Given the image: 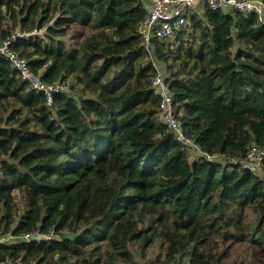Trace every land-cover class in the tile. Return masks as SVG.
I'll use <instances>...</instances> for the list:
<instances>
[{"label": "trees", "instance_id": "trees-1", "mask_svg": "<svg viewBox=\"0 0 264 264\" xmlns=\"http://www.w3.org/2000/svg\"><path fill=\"white\" fill-rule=\"evenodd\" d=\"M145 19L139 0H0V43L45 30L11 49L61 88L48 107L0 56V263L138 264L159 243L146 264H264V179L241 166L264 149V25L191 10L148 49ZM152 55L198 155L159 119Z\"/></svg>", "mask_w": 264, "mask_h": 264}, {"label": "built area", "instance_id": "built-area-1", "mask_svg": "<svg viewBox=\"0 0 264 264\" xmlns=\"http://www.w3.org/2000/svg\"><path fill=\"white\" fill-rule=\"evenodd\" d=\"M146 9V19L139 24L138 32L141 35L144 45L149 48L155 38L173 40L177 34L189 24V12H198L201 8L212 11L229 12L237 10L246 15H255L259 22L264 25V0H139ZM203 13V12H202ZM201 15V14H200ZM45 30H36L31 33H18L9 41L0 43V56L9 60L12 68L17 71L19 77L29 84L31 90L42 94L46 99V105L52 107L59 85L44 82L39 75L31 71L29 62L21 55L11 49V44L19 37L26 39L32 37H44ZM152 89L159 99V119L174 134L175 139L186 149L198 148L195 142L187 137L183 122L176 115L174 97L164 72L157 70L152 79ZM199 150V148H198ZM200 151V150H199ZM207 159L217 158L205 155ZM243 169L264 179L261 171L264 169V149L254 146L248 153V157L241 163ZM52 234L49 235H26L19 238L20 243H42L49 242ZM15 238H0V244L11 242ZM0 264H25L22 260L6 261ZM29 264H37L31 262Z\"/></svg>", "mask_w": 264, "mask_h": 264}, {"label": "rangeland", "instance_id": "rangeland-1", "mask_svg": "<svg viewBox=\"0 0 264 264\" xmlns=\"http://www.w3.org/2000/svg\"><path fill=\"white\" fill-rule=\"evenodd\" d=\"M202 12H203V9L201 8L197 13L202 14ZM150 47H151V45H150ZM150 47L148 49H151ZM150 59L154 63L156 69L164 72L166 74V76L168 77V72L166 71L165 67L162 64H160L157 60H155V57L153 55L151 56ZM189 153L191 156H195V155L200 154V151L198 150V148L193 147V148L189 149ZM261 175L264 177V169L261 171ZM21 212H23V211H21ZM132 251L134 252V259L138 264H146V262H148V261L154 262L163 253L162 248L159 245V243H157L154 247L146 250L143 258H141L140 251L138 250L137 247L133 248ZM184 264H186V260H185Z\"/></svg>", "mask_w": 264, "mask_h": 264}]
</instances>
